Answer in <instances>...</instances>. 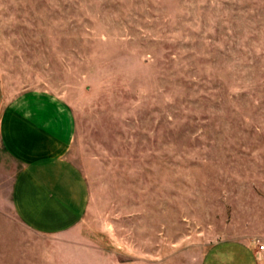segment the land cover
I'll use <instances>...</instances> for the list:
<instances>
[{
  "label": "rangeland",
  "instance_id": "1",
  "mask_svg": "<svg viewBox=\"0 0 264 264\" xmlns=\"http://www.w3.org/2000/svg\"><path fill=\"white\" fill-rule=\"evenodd\" d=\"M24 93L89 200L43 234L0 190V264H264V0H0V117Z\"/></svg>",
  "mask_w": 264,
  "mask_h": 264
},
{
  "label": "crops",
  "instance_id": "2",
  "mask_svg": "<svg viewBox=\"0 0 264 264\" xmlns=\"http://www.w3.org/2000/svg\"><path fill=\"white\" fill-rule=\"evenodd\" d=\"M72 139V117L32 93L14 98L0 117L3 201L38 233L70 231L87 208L88 186L67 155ZM219 258L204 264H225ZM239 259L236 264H248Z\"/></svg>",
  "mask_w": 264,
  "mask_h": 264
},
{
  "label": "built area",
  "instance_id": "3",
  "mask_svg": "<svg viewBox=\"0 0 264 264\" xmlns=\"http://www.w3.org/2000/svg\"><path fill=\"white\" fill-rule=\"evenodd\" d=\"M259 248H260L261 251H264V244H261V245L259 246Z\"/></svg>",
  "mask_w": 264,
  "mask_h": 264
}]
</instances>
